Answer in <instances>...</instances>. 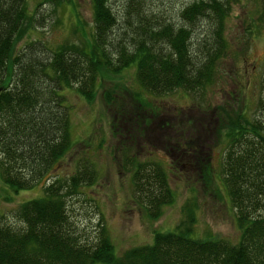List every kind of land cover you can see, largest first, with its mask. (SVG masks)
<instances>
[{"label": "trees", "instance_id": "16d2710c", "mask_svg": "<svg viewBox=\"0 0 264 264\" xmlns=\"http://www.w3.org/2000/svg\"><path fill=\"white\" fill-rule=\"evenodd\" d=\"M151 1L127 0L132 9L127 6L128 19L120 25L110 0H91L85 41L50 48L35 38L18 48L15 39L39 20L26 0H0V177L6 187L18 192L36 185L70 149L65 88L88 100L103 71L128 65L135 67L138 85L155 94L199 91L212 80L228 45L225 19L238 0H186L178 20L155 14ZM256 18L264 25V0ZM258 82L251 116L235 105L214 110L224 129L220 177L236 211V242L213 234L194 237L184 221L154 230L150 241L121 253L104 225L93 240H83L65 202L95 176L92 163L83 161L70 176L43 182L41 194L17 205L22 225L0 220V264H264V73ZM132 160L133 191L155 219L172 201L167 172L157 160ZM209 163L202 176L210 177Z\"/></svg>", "mask_w": 264, "mask_h": 264}, {"label": "rangeland", "instance_id": "374dc122", "mask_svg": "<svg viewBox=\"0 0 264 264\" xmlns=\"http://www.w3.org/2000/svg\"><path fill=\"white\" fill-rule=\"evenodd\" d=\"M184 1L153 0L152 11L178 20L177 9ZM26 3L39 22L24 28L14 41L15 47L35 38L50 48L85 41L84 34L92 23L91 0ZM109 3L119 24L124 25L128 19L126 8L132 7L127 0ZM258 5L259 0L232 3L225 19L226 53L217 62L212 80L199 91L181 88L148 92L138 85L132 65L116 73L103 71L95 96L88 100L74 88H65L72 145L52 163L48 177L43 176L30 188L14 192L0 177V220L16 227L22 225L14 214L17 205L41 194L43 182L54 176L67 178L85 161L92 163L95 176L65 201L71 226L83 240H93L104 225L115 253H121L130 245L150 241L154 230L172 229L184 221L194 237L213 234L236 242L240 234L236 211L220 177L224 129L214 110L217 104H226L238 106L249 116L253 114L258 80L264 73V25L256 18ZM184 142L187 146L183 147ZM132 159L157 160L167 172L172 201L155 219H150L133 191L129 171ZM209 161L212 173L210 177L202 176L203 165Z\"/></svg>", "mask_w": 264, "mask_h": 264}]
</instances>
